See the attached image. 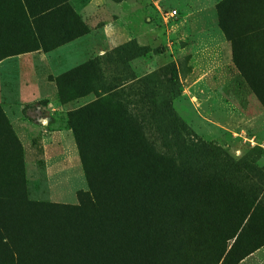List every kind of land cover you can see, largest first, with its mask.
I'll use <instances>...</instances> for the list:
<instances>
[{
  "label": "rangeland",
  "instance_id": "374dc122",
  "mask_svg": "<svg viewBox=\"0 0 264 264\" xmlns=\"http://www.w3.org/2000/svg\"><path fill=\"white\" fill-rule=\"evenodd\" d=\"M210 1L0 0V264H264V0Z\"/></svg>",
  "mask_w": 264,
  "mask_h": 264
},
{
  "label": "trees",
  "instance_id": "16d2710c",
  "mask_svg": "<svg viewBox=\"0 0 264 264\" xmlns=\"http://www.w3.org/2000/svg\"><path fill=\"white\" fill-rule=\"evenodd\" d=\"M238 0H221L219 3L216 4L217 11L227 8L229 5L234 4ZM219 26L221 27V31L226 35V29L224 27V18L222 14H219ZM246 254L242 255L239 260H241Z\"/></svg>",
  "mask_w": 264,
  "mask_h": 264
},
{
  "label": "built area",
  "instance_id": "2783aa9c",
  "mask_svg": "<svg viewBox=\"0 0 264 264\" xmlns=\"http://www.w3.org/2000/svg\"><path fill=\"white\" fill-rule=\"evenodd\" d=\"M176 14H177V12L174 11V10H172V11H170L169 13L165 14L164 16L162 15V17H163L165 20H167V19H170V18L174 17V15H176Z\"/></svg>",
  "mask_w": 264,
  "mask_h": 264
},
{
  "label": "crops",
  "instance_id": "0c3cea01",
  "mask_svg": "<svg viewBox=\"0 0 264 264\" xmlns=\"http://www.w3.org/2000/svg\"><path fill=\"white\" fill-rule=\"evenodd\" d=\"M80 1L81 0H75V2L77 3V4H79L80 3ZM186 1H188L189 3H190V1L191 0H183V3L184 2H186ZM204 2H207V3H211L212 1H210V0H203ZM85 9V8H84ZM84 9H82V12L84 13ZM172 11V10H171ZM174 11H176V10H174ZM170 11H168V12H166V13H169ZM177 12V11H176Z\"/></svg>",
  "mask_w": 264,
  "mask_h": 264
}]
</instances>
